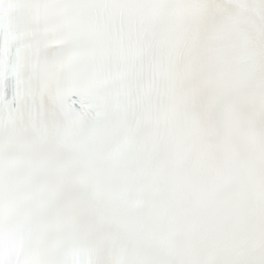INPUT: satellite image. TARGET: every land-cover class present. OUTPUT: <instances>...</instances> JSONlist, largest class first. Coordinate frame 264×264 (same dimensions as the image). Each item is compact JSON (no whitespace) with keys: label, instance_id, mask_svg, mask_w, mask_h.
Segmentation results:
<instances>
[{"label":"snow or ice","instance_id":"snow-or-ice-1","mask_svg":"<svg viewBox=\"0 0 264 264\" xmlns=\"http://www.w3.org/2000/svg\"><path fill=\"white\" fill-rule=\"evenodd\" d=\"M0 264H264V0H0Z\"/></svg>","mask_w":264,"mask_h":264}]
</instances>
